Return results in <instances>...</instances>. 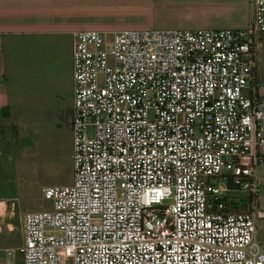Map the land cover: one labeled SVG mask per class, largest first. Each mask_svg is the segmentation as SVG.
<instances>
[{
  "label": "built area",
  "instance_id": "2783aa9c",
  "mask_svg": "<svg viewBox=\"0 0 264 264\" xmlns=\"http://www.w3.org/2000/svg\"><path fill=\"white\" fill-rule=\"evenodd\" d=\"M247 22L71 32V177L21 213V264H264V0Z\"/></svg>",
  "mask_w": 264,
  "mask_h": 264
},
{
  "label": "crops",
  "instance_id": "0c3cea01",
  "mask_svg": "<svg viewBox=\"0 0 264 264\" xmlns=\"http://www.w3.org/2000/svg\"><path fill=\"white\" fill-rule=\"evenodd\" d=\"M248 12V0H0V264H21L22 210L43 204L23 174L29 133L52 110L68 124L72 30L241 26Z\"/></svg>",
  "mask_w": 264,
  "mask_h": 264
},
{
  "label": "rangeland",
  "instance_id": "374dc122",
  "mask_svg": "<svg viewBox=\"0 0 264 264\" xmlns=\"http://www.w3.org/2000/svg\"><path fill=\"white\" fill-rule=\"evenodd\" d=\"M258 53L260 65L258 76L264 82V32ZM264 122V117H263ZM27 154L23 160V174L28 179V192L40 194L42 182H66L71 177V135L70 128L64 115L55 111L45 113L36 127L29 133L28 143L25 145ZM258 199L262 208V215L257 221V237L264 246V164L257 165ZM15 178V177H14ZM43 204L46 198L39 197Z\"/></svg>",
  "mask_w": 264,
  "mask_h": 264
}]
</instances>
